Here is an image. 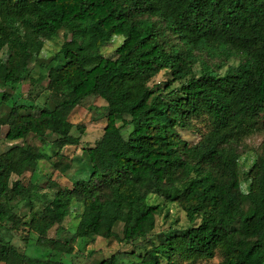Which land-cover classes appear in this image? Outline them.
I'll return each mask as SVG.
<instances>
[{"label":"trees","instance_id":"trees-1","mask_svg":"<svg viewBox=\"0 0 264 264\" xmlns=\"http://www.w3.org/2000/svg\"><path fill=\"white\" fill-rule=\"evenodd\" d=\"M60 33L65 38L61 64L42 66L28 92L33 106L36 85L47 81L54 107L21 114L22 106L14 103L0 114V145L4 126L11 143L0 154V229L9 230L20 244L0 239V262L62 264L49 258L70 256L73 247L48 233L76 204L83 210L75 238L95 236L125 245L147 238L160 212L148 197L166 190V181L186 168L191 182L174 202L189 223H198L160 234L159 242L142 254L130 252L137 258L132 264H174L175 256L205 261L216 253L218 264H256L255 256L264 251V147L246 173L247 192L241 190L238 148L264 128V0H0L2 86L15 90L44 41ZM120 36L114 57H103L101 49ZM203 54L240 62L219 75L202 61ZM197 63L202 65L199 75ZM161 72L168 77L163 90L176 82L179 86L167 94L150 86ZM94 95L105 102L106 124L87 150L89 178L57 189L48 205L40 212L31 206L29 220H22L10 203L31 204L38 192L19 178L47 158L24 141L56 136L53 164L65 174L71 163L60 151L78 147L85 133V126L72 124L69 116ZM8 97L1 94L2 104ZM177 103L174 117L171 107ZM199 118L207 121L208 130L189 144L178 129L189 130ZM122 211L129 216L119 237L114 229ZM31 233L36 245L48 248H36L33 257L27 253ZM120 255L97 264H123ZM257 260L264 262V254Z\"/></svg>","mask_w":264,"mask_h":264},{"label":"rangeland","instance_id":"rangeland-1","mask_svg":"<svg viewBox=\"0 0 264 264\" xmlns=\"http://www.w3.org/2000/svg\"><path fill=\"white\" fill-rule=\"evenodd\" d=\"M115 37L112 41L101 49V55L103 57H114L115 49L122 43L123 37ZM64 34L60 33L56 38L49 41H44L43 49L39 54L34 55L26 72L23 74V80L21 84L14 90L8 86H2L0 80V114L6 112L4 106L11 107L14 103L22 106L20 109L21 114H34L37 115L40 109L44 107H54L55 98L45 88L47 81H43L40 85H36L37 97L34 99L32 106L31 100L28 98V92L31 89V80L38 78L43 73L42 66L60 65L62 59L60 58L59 50L64 42ZM203 62L212 66L213 70L222 75L229 67L236 66L240 62V58L232 57L228 60H223L220 57H208L205 54L201 56ZM202 65L197 63L194 71L197 75L200 74ZM3 71V66L0 65V73ZM168 77L164 72H161L150 83V86H160L161 93L167 94L172 89L179 86V83H173L168 89H164L167 84ZM8 95V100L2 104L1 94ZM165 96V95H163ZM179 103L171 107V115L178 116ZM106 109L105 102L97 96H90L83 99L71 112L69 121L72 124H82L85 126V133L82 137L81 143L78 147H65L60 153L64 155L65 162L71 163V168L65 173L60 174L54 167V162L58 159L54 156L55 148L53 142L56 139L54 135H47L40 139L34 136H29L24 143L36 146L40 148L47 158L38 162L36 169L32 172H26L19 180L24 186L30 184L37 186L38 198L31 204L25 202H17L13 200L10 204L14 205V212L22 218L24 221H28L30 218V208L33 206L36 211L40 212L46 205H48L54 193L57 189L72 188L73 185L79 180H87L91 172V166L87 155V150L93 147L95 143L101 138L106 121ZM261 124H264V113L262 114ZM121 126V123H118ZM208 130L207 121L203 118L194 119L190 123V129H178L181 139L186 140L189 144L196 143L200 137L199 132L204 133ZM8 131V127L1 128V145L0 154L7 149L11 143L5 140V135ZM130 131V128L123 129L122 133L126 136ZM21 143V142H18ZM264 147V128L262 131L246 138L238 150L240 153L239 166L242 175L241 190L243 192L248 191L249 181L247 180L246 173L252 167L257 156L262 152ZM191 175H188L186 168L181 169L172 178L166 181L167 189L151 194L147 203L149 205H157L160 208V212L155 218V228L151 234L145 238L135 241L129 245H125L116 239L105 240L95 236H90L84 239L75 238L74 234L77 228L80 214L82 213V206L76 204L71 207L70 214L63 220L60 226L52 228L48 237L58 239L61 242H67L73 247L72 255H65L61 257L51 256L49 260L60 261L62 264H97L102 259L111 256L114 253L120 252V256L123 260V264H132L137 258L130 252L142 254L145 250L151 248L152 243L159 242V235H169L173 232H181L189 227L194 226L185 217L184 212L174 202L176 196L183 192L189 183L191 182ZM17 177H13L12 180H16ZM127 212H119V224L114 229L119 237L122 236L123 225L128 220ZM20 233L25 232L20 229ZM30 241L27 253L32 257L36 256L35 249L39 248L44 251L47 247L38 246L35 243L36 235L30 234ZM11 232L7 229H0V239L4 242L11 241L12 243L19 244V241L14 238ZM260 254H264V251L259 252L255 256V263L264 264L257 260ZM172 261L174 264H218L220 261V255L216 253V256L211 260L188 262L180 260L175 256ZM0 264H3L0 262Z\"/></svg>","mask_w":264,"mask_h":264}]
</instances>
